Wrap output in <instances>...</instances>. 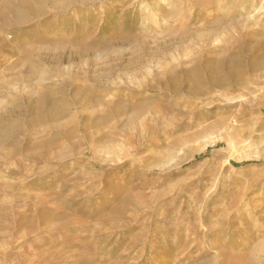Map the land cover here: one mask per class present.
Listing matches in <instances>:
<instances>
[{"label":"rangeland","instance_id":"1","mask_svg":"<svg viewBox=\"0 0 264 264\" xmlns=\"http://www.w3.org/2000/svg\"><path fill=\"white\" fill-rule=\"evenodd\" d=\"M0 264H264V0H0Z\"/></svg>","mask_w":264,"mask_h":264},{"label":"bare ground","instance_id":"2","mask_svg":"<svg viewBox=\"0 0 264 264\" xmlns=\"http://www.w3.org/2000/svg\"><path fill=\"white\" fill-rule=\"evenodd\" d=\"M60 1H63V0H56L57 3H60ZM87 0H84V3L86 2ZM74 2L70 3V4H73ZM57 5H60V4H57ZM56 5V6H57Z\"/></svg>","mask_w":264,"mask_h":264}]
</instances>
